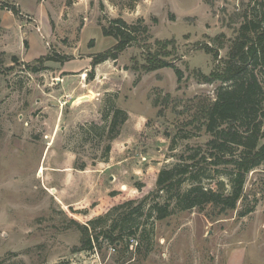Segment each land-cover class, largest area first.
<instances>
[{"label": "rangeland", "instance_id": "rangeland-1", "mask_svg": "<svg viewBox=\"0 0 264 264\" xmlns=\"http://www.w3.org/2000/svg\"><path fill=\"white\" fill-rule=\"evenodd\" d=\"M248 1L0 0V264H264V161L234 209L172 202L170 216L149 219L146 254L102 236L81 250L77 226L108 224L128 199H145L144 222L163 200L159 169L208 139L202 109L221 82L203 76L227 57ZM117 18L147 32L92 66L115 44L102 27ZM113 107L127 117L108 140Z\"/></svg>", "mask_w": 264, "mask_h": 264}, {"label": "trees", "instance_id": "trees-1", "mask_svg": "<svg viewBox=\"0 0 264 264\" xmlns=\"http://www.w3.org/2000/svg\"><path fill=\"white\" fill-rule=\"evenodd\" d=\"M241 17L227 57L218 69L209 76H203L205 81L221 82L214 100L202 109L204 132L208 139L204 144L189 147L187 154L178 155V160L159 169L153 193L163 200H154L144 222L137 217L142 215L145 199L139 202L128 199L113 206L115 216L108 219V224L106 219L102 225H94L99 218L89 221L91 227L77 223L82 233L81 250H92L102 236L114 250L119 249L123 241L128 250L129 240L134 239L135 251L144 243L146 254L151 249L150 235L153 234V221L149 222L150 225L147 221L170 216L173 213L172 202L174 207L185 210L212 204L219 213L236 207L243 195L247 174L264 161V142L261 143L264 137V0L246 2ZM139 30L146 33L147 27L128 24L121 18L114 19L108 27H102V33L114 37L116 42L110 49L94 54L92 66L109 58L116 59L121 51L137 40L134 32ZM159 61L155 66H172L178 81L182 79L183 71L179 67ZM87 76H92V72ZM110 111L109 124L104 126L110 133L108 140L127 117V113L117 107ZM181 137L188 138L185 134ZM174 143L173 137L171 149L175 148ZM110 148L108 142L104 149L105 157ZM83 167L84 164H79V168ZM133 203H136L134 207ZM251 210H240L239 215L244 216Z\"/></svg>", "mask_w": 264, "mask_h": 264}, {"label": "bare ground", "instance_id": "bare-ground-1", "mask_svg": "<svg viewBox=\"0 0 264 264\" xmlns=\"http://www.w3.org/2000/svg\"><path fill=\"white\" fill-rule=\"evenodd\" d=\"M88 98V96H82V99Z\"/></svg>", "mask_w": 264, "mask_h": 264}, {"label": "built area", "instance_id": "built-area-1", "mask_svg": "<svg viewBox=\"0 0 264 264\" xmlns=\"http://www.w3.org/2000/svg\"><path fill=\"white\" fill-rule=\"evenodd\" d=\"M114 250V249H113Z\"/></svg>", "mask_w": 264, "mask_h": 264}]
</instances>
